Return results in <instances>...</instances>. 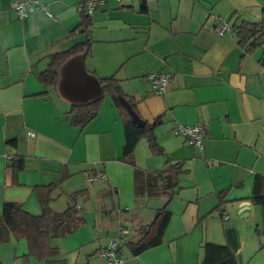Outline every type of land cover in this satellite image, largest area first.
<instances>
[{
  "label": "crops",
  "instance_id": "1",
  "mask_svg": "<svg viewBox=\"0 0 264 264\" xmlns=\"http://www.w3.org/2000/svg\"><path fill=\"white\" fill-rule=\"evenodd\" d=\"M13 0H0V209L16 201L41 212L37 187L55 183L50 206L61 210L69 194L84 221L51 240L66 264H107L100 255L119 225L118 254L127 264H201L205 241L227 244L240 264H264V205L251 192L261 175L264 192V64L257 44L247 48L231 29L218 34L216 17L229 25L242 18L264 27V0H104L91 13L88 31L75 26L83 0H40L18 16ZM74 29L72 32H70ZM90 38L85 56L98 77L115 75L136 111L152 122L161 151L145 136L122 159L125 134L119 108L108 94L84 125L71 121L70 104L39 73L49 55ZM169 73L158 93L146 77ZM201 122L203 145L174 133L177 124ZM14 156L23 166L7 170ZM179 161L159 244L133 253L127 244L167 195L135 192V166L146 171ZM105 178L91 179L97 173ZM219 210H226L224 218ZM24 237L0 242V264H46L25 257Z\"/></svg>",
  "mask_w": 264,
  "mask_h": 264
},
{
  "label": "trees",
  "instance_id": "2",
  "mask_svg": "<svg viewBox=\"0 0 264 264\" xmlns=\"http://www.w3.org/2000/svg\"><path fill=\"white\" fill-rule=\"evenodd\" d=\"M83 1L84 4L81 17L75 26L82 28L83 31H88L91 21L85 8L87 0ZM146 6V1L142 0L140 9L144 11L146 10ZM230 26L231 29L236 32L238 42L247 48L255 47L257 45V40L264 33V30L259 29V22L243 18L239 22L235 20ZM73 30L74 29L70 32ZM85 48H87L88 53L90 49V38H88V36L84 41L75 43L67 50L51 53L47 66L39 73L40 80L44 83H54L56 77L55 68L58 63L68 55ZM99 80L104 92L103 97L107 94L112 97L119 108L123 121L125 144L122 159L134 164L132 156L133 148L142 136L148 139L152 150L161 151V147L157 143L153 133L154 127L160 122L159 117L152 122L145 120L144 125H139L132 119L126 108L118 101V96L123 95L136 110L132 98L123 91L120 80L115 75L99 77ZM103 97L91 103L71 105V121L81 126L87 123L97 114ZM179 164V161H167L162 168L152 171H146L135 166V192L137 194L144 192L146 194L165 193L168 197L155 208L153 217L150 221L140 227V234L136 239L127 242L133 253H139L161 242L165 227L170 218L168 203L173 193L172 190L177 182ZM22 166L23 157L20 155H13V158L7 164V170L14 174L16 170L20 169ZM260 178L261 175L256 176L254 180L251 200L253 203L264 205V192L261 190ZM55 185L56 184L53 183L37 187V194L41 203V212L37 214L25 210L19 202H3L0 209V242L8 241L12 235L17 238L24 237L28 243V251L25 254L26 258L33 256L39 260L44 259L46 264H66L65 258L57 257L59 254V247L53 245L51 240L67 235L84 221L85 218L83 213L76 205V196L83 191L70 193L65 208L55 210L50 206L51 191ZM122 238L123 236L121 239ZM202 247L203 258L201 264H240L237 260L235 251L227 244L205 241ZM119 248L120 245H118V249Z\"/></svg>",
  "mask_w": 264,
  "mask_h": 264
},
{
  "label": "water",
  "instance_id": "3",
  "mask_svg": "<svg viewBox=\"0 0 264 264\" xmlns=\"http://www.w3.org/2000/svg\"><path fill=\"white\" fill-rule=\"evenodd\" d=\"M259 29L264 30L263 24H259ZM257 44L262 49L261 62L264 64V33L257 40ZM86 54L87 48L74 52L59 62L55 68V92L70 105L91 103L102 98L104 94L99 77L85 65ZM118 101L136 123L145 124V119L138 114L125 96L119 95Z\"/></svg>",
  "mask_w": 264,
  "mask_h": 264
},
{
  "label": "built area",
  "instance_id": "4",
  "mask_svg": "<svg viewBox=\"0 0 264 264\" xmlns=\"http://www.w3.org/2000/svg\"><path fill=\"white\" fill-rule=\"evenodd\" d=\"M103 1L104 0H87L85 4L87 13H91L94 8ZM39 4L40 0H13L11 7L18 16H23L28 11L35 10ZM214 29L218 34H221L224 31L230 29V25L227 20L221 17H216ZM146 77L151 81L154 91L160 93L167 87V84L171 79V74L149 73ZM204 131L205 127L201 122H196L193 124H177L173 129L174 133L184 135L189 143L201 147L203 145ZM90 178L103 180L105 178V174L98 172ZM218 213H220L225 219L228 218V213L226 210H219ZM128 232L129 228L127 226L119 225L117 234L109 238L106 246L101 249L100 255L104 258L107 264H127L126 261L118 254V245L120 243L121 237Z\"/></svg>",
  "mask_w": 264,
  "mask_h": 264
}]
</instances>
